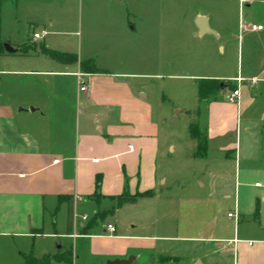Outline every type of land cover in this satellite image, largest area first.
I'll return each instance as SVG.
<instances>
[{
  "label": "crops",
  "instance_id": "0c3cea01",
  "mask_svg": "<svg viewBox=\"0 0 264 264\" xmlns=\"http://www.w3.org/2000/svg\"><path fill=\"white\" fill-rule=\"evenodd\" d=\"M58 1L17 0V17L47 31L37 44L76 55L78 63L34 50L19 54L13 70L0 71V252L8 257L0 264H25L44 239L43 258L69 254V264H179L201 243L213 250L192 264H264V23L237 22L255 0H196L197 9L185 7L186 0H63L59 7ZM200 18L224 55L227 48L238 55L246 45L249 52L257 48L262 63L237 74L229 72L231 60L193 65L192 77L224 88L203 104L197 91V110L189 112L198 119L189 127L194 150L187 158L194 176L185 185L159 164L174 148L165 149L147 89L134 80L155 76L153 62L168 69L170 53L178 68L186 55L209 59L207 50L196 55L186 48V31L194 40L212 36L199 34ZM21 39V47L33 42L25 34ZM7 58L0 57V66ZM89 61L99 73L82 68ZM236 88L241 98L232 104ZM192 127L203 131L201 156ZM126 192L153 196L119 206ZM226 200L233 202V227L218 223ZM61 238L73 246H51Z\"/></svg>",
  "mask_w": 264,
  "mask_h": 264
},
{
  "label": "rangeland",
  "instance_id": "374dc122",
  "mask_svg": "<svg viewBox=\"0 0 264 264\" xmlns=\"http://www.w3.org/2000/svg\"><path fill=\"white\" fill-rule=\"evenodd\" d=\"M63 0H59L57 6L59 7ZM199 1V0H198ZM196 0H186L184 4L187 8L197 9L202 7V3ZM17 0H5V16L0 24V44L3 48L6 44H10L12 47L22 48L19 44L22 43L21 37L25 34L28 35V38H32L34 30L41 33L42 29L40 28H30L23 21H19L16 12ZM245 7V6H244ZM78 15V14H77ZM72 16V14H71ZM249 24L253 23H264V0H255L252 3L250 8H245L240 13H237V22L245 21ZM243 21V22H244ZM230 33V31H229ZM200 34V33H199ZM201 35V34H200ZM259 35H254L251 39V44L258 42ZM201 40H194L191 33L186 31L185 43L187 44L186 48L191 51V54L194 52L198 55V48L200 50L209 51V59H206V56H201L199 59L185 56L186 61L184 62L183 68H178V66L173 62V55L170 53L169 57V68L163 71L157 68L158 63L153 62L154 66L151 69V74L155 75L153 77L134 80L135 83H139L145 86L149 95V100L154 106V111L156 118L160 122V135L162 137V143L165 145V149L172 146L174 149L170 152L169 160L162 159L159 164L167 172L171 179L176 181L179 184H190L193 183L192 173L194 164L189 161L187 158L193 152L194 146L190 138L189 127L198 123V119L194 118L191 111L197 110V91H199V83L205 78H194L192 76L196 75V70L193 65L197 63H217L225 64V60H231L232 64L230 66V73L237 74L239 68L243 67H256L261 64V57L259 55L257 48H253V51L248 50V47L245 45L244 49L240 53L232 52V55L229 53V48H227V53L224 55L219 48V42L216 41V35L200 38ZM246 43H249L247 40ZM44 42L37 44L36 42H30L28 45L24 46V50L28 52H40V47L43 46ZM259 44V43H258ZM5 50V48H4ZM19 53H5L0 54L7 56L8 58L3 60L0 66V71L13 70L19 63ZM230 58V59H229ZM264 60V59H263ZM264 63V62H263ZM156 64V65H155ZM173 64V65H172ZM158 75V76H157ZM224 83L222 82L221 88H224ZM228 90V89H227ZM221 91V90H220ZM218 94V93H217ZM196 113V112H195ZM199 130V129H198ZM200 134L203 135V131L199 130ZM202 163V162H200ZM199 163V164H200ZM220 190H218L219 192ZM229 213H234L233 202L226 200L222 204L221 212L219 213V224L223 226H228L232 224L234 226L235 220H231L228 216ZM230 221V222H229ZM246 223V222H245ZM245 225V224H244ZM244 225L242 227H244ZM241 227V228H242ZM244 229V228H242ZM226 237V236H225ZM63 241L65 248L72 247L73 241L66 239H58L54 244L51 242V246L58 247L59 242ZM40 248L38 252H35L33 255L37 259H42L45 250L48 249V240H40L38 242ZM224 245V244H220ZM192 246H182V248H188ZM214 244H205L201 243L189 249L181 259L179 264H192L193 260L198 256H203L206 252H211L213 250ZM8 257L0 252V263L1 261L7 259ZM29 257L25 258L26 259ZM2 259V260H1ZM10 259V258H9ZM202 260V258H201ZM203 261V260H202Z\"/></svg>",
  "mask_w": 264,
  "mask_h": 264
},
{
  "label": "trees",
  "instance_id": "16d2710c",
  "mask_svg": "<svg viewBox=\"0 0 264 264\" xmlns=\"http://www.w3.org/2000/svg\"><path fill=\"white\" fill-rule=\"evenodd\" d=\"M41 53L45 56L49 57L52 60L61 62V63H68V64H75L78 63V57L73 54H67V53H61L53 50H49L44 46L40 47ZM5 53V50L0 44V54ZM29 52L24 50V46L21 48V54L27 55ZM82 68L89 73H99L100 70L97 68L94 61L85 62L82 64ZM221 84L222 82L218 80H208L204 79L201 80L199 83V101L200 104L206 103L211 101L212 99L215 100V96L217 93L221 90ZM191 135L194 139H197L200 142L199 147V155L201 156L203 154V151L206 150L205 148V140L201 137V134L199 130L196 127L191 128ZM99 187V183H98ZM152 193H146L143 195H137L135 197H132L129 195V193H125L121 197H119V206H122L124 204H134L137 202L139 198H146V197H152ZM94 220H92L89 225L86 227V231L91 228V226L94 225ZM71 224V219H70ZM57 261H63L66 263H71L72 257L71 255H63V256H46L43 259H36L33 256L26 259L25 264H51L52 262Z\"/></svg>",
  "mask_w": 264,
  "mask_h": 264
},
{
  "label": "built area",
  "instance_id": "2783aa9c",
  "mask_svg": "<svg viewBox=\"0 0 264 264\" xmlns=\"http://www.w3.org/2000/svg\"><path fill=\"white\" fill-rule=\"evenodd\" d=\"M251 30L252 31H262L263 30V26L252 25L251 26ZM47 34L48 33L45 30L42 31L41 33H34L33 36H32V41L33 42H39V41L43 40L44 37L47 36ZM77 77H78V80L80 82V85H82L81 91H86L87 87H86L85 83L82 80V74H77ZM243 81H244V79H242V78H238L237 79V82L239 84H241ZM250 83L252 85H256L258 83V79H252V80H250ZM240 98H241L240 88H236L235 90L232 91L231 95L229 96V102L232 103V104H238L239 101H240ZM234 216H235L234 214H230L229 215L230 218H232ZM83 219L87 220V217L85 216ZM108 229L110 230L111 233H115L116 232V229L113 226H111V225L108 226ZM74 237H76V236L74 235Z\"/></svg>",
  "mask_w": 264,
  "mask_h": 264
},
{
  "label": "water",
  "instance_id": "95a60500",
  "mask_svg": "<svg viewBox=\"0 0 264 264\" xmlns=\"http://www.w3.org/2000/svg\"><path fill=\"white\" fill-rule=\"evenodd\" d=\"M196 25L199 27L201 35L213 34V32L210 29H208L207 19L200 18L196 22ZM4 48L7 53H11V54L19 53L21 50L20 48L12 47L10 44H6ZM109 264H130V261H116V262H110Z\"/></svg>",
  "mask_w": 264,
  "mask_h": 264
}]
</instances>
